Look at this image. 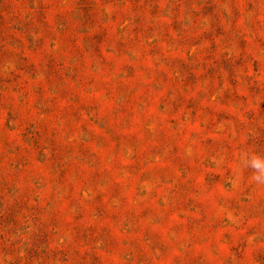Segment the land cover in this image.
I'll return each mask as SVG.
<instances>
[{"label": "rangeland", "instance_id": "rangeland-1", "mask_svg": "<svg viewBox=\"0 0 264 264\" xmlns=\"http://www.w3.org/2000/svg\"><path fill=\"white\" fill-rule=\"evenodd\" d=\"M264 0H0V264H264Z\"/></svg>", "mask_w": 264, "mask_h": 264}, {"label": "clouds", "instance_id": "clouds-1", "mask_svg": "<svg viewBox=\"0 0 264 264\" xmlns=\"http://www.w3.org/2000/svg\"><path fill=\"white\" fill-rule=\"evenodd\" d=\"M255 169H257V170H260V172H261V175L260 176H257L256 177V179H261V178H264V167H262V165L261 164H259V163H253V165H252Z\"/></svg>", "mask_w": 264, "mask_h": 264}]
</instances>
